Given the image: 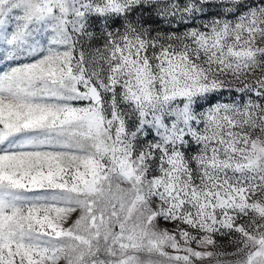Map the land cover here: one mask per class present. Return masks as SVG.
<instances>
[{"label":"snow or ice","instance_id":"snow-or-ice-1","mask_svg":"<svg viewBox=\"0 0 264 264\" xmlns=\"http://www.w3.org/2000/svg\"><path fill=\"white\" fill-rule=\"evenodd\" d=\"M0 264H264V0H0Z\"/></svg>","mask_w":264,"mask_h":264},{"label":"rangeland","instance_id":"rangeland-1","mask_svg":"<svg viewBox=\"0 0 264 264\" xmlns=\"http://www.w3.org/2000/svg\"><path fill=\"white\" fill-rule=\"evenodd\" d=\"M177 2L180 3L181 5H183L185 0H177ZM212 11L215 12L217 10L216 9H212ZM145 18H147V16ZM160 19H162V18H160ZM202 22L203 21H197L196 23L200 24ZM153 27H159L161 30H166L168 26L166 24H160V25H153ZM182 30L183 29H181V31ZM230 98H231L230 94L229 93H225V95H224V97L222 99L227 101ZM159 227L162 230H168V231H171V232L177 231V228L175 227V225L173 223H169V222H161ZM215 239H216V248H215V250L217 252H220V253H225V255L220 256L219 259L221 261H224V262H227L229 260L234 259V257H232L230 255H227V253L234 252V250H235L232 238L227 237V236H216ZM192 246L194 248H196L195 244H193ZM197 250H204V249H197ZM167 251L172 252L171 249H167ZM173 254H175V253H173Z\"/></svg>","mask_w":264,"mask_h":264}]
</instances>
